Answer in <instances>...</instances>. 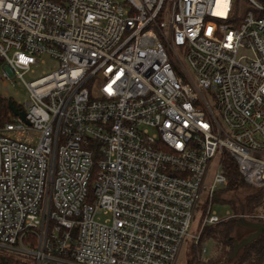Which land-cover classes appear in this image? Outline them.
Returning <instances> with one entry per match:
<instances>
[{
    "label": "built area",
    "instance_id": "obj_1",
    "mask_svg": "<svg viewBox=\"0 0 264 264\" xmlns=\"http://www.w3.org/2000/svg\"><path fill=\"white\" fill-rule=\"evenodd\" d=\"M240 1L0 0V256L177 264L240 217L210 207L223 153L264 189V4Z\"/></svg>",
    "mask_w": 264,
    "mask_h": 264
},
{
    "label": "trees",
    "instance_id": "obj_2",
    "mask_svg": "<svg viewBox=\"0 0 264 264\" xmlns=\"http://www.w3.org/2000/svg\"><path fill=\"white\" fill-rule=\"evenodd\" d=\"M240 3V10L242 12L249 9L245 0H241ZM4 110H6L5 106ZM221 170L227 184L225 187L217 190L214 195L215 199L230 203L234 215L239 213L240 206H242L244 215H257L255 212L258 210H262L264 213V189L248 186L239 174L235 161L226 153L222 154ZM238 192L243 193L240 196ZM222 196H227L228 200L225 201ZM236 220L234 218L215 225L206 226L201 233L199 244L193 246L191 257L187 264H261L264 260V233L250 245L240 250L234 259H228L233 243L244 238L248 233L247 230L237 227ZM256 221L263 222L261 220ZM205 242H211L213 254L207 260H200V247ZM0 264L32 263L0 256Z\"/></svg>",
    "mask_w": 264,
    "mask_h": 264
},
{
    "label": "rangeland",
    "instance_id": "obj_3",
    "mask_svg": "<svg viewBox=\"0 0 264 264\" xmlns=\"http://www.w3.org/2000/svg\"><path fill=\"white\" fill-rule=\"evenodd\" d=\"M46 63L47 64L45 66H39L38 68H34V74L33 75H31V74L25 75L23 77L24 81L30 82V81L36 79L37 77H39L41 75V72H43V71H45L46 73L52 72L53 66L55 67L56 64L54 62H51L49 59H46ZM1 91L7 93L15 103H19V104H21V106H23L24 103L26 102V96H25L26 89L19 82H17L14 85H11L10 83H8L6 87L1 89ZM207 100H208L210 106L212 107L215 115L218 116V112H217L216 108H214L213 100H209V99H207ZM13 119H14V121H16V118H13ZM31 136L33 137V135H31ZM33 138H35V137H33ZM215 170H216V163L214 162L211 166V173H214ZM242 193L243 192H238V194L240 196L242 195ZM222 198L225 201L228 200L227 196H222ZM206 205H207V194L204 193L200 199L198 209H197L196 214L194 216V221H193V224H192V227L190 230V234H196L198 232L199 222L204 217L203 208ZM210 207H211V211H214L217 216H225L226 212H228L229 214H233L232 210H231V204L230 203H228L227 201L226 202L218 201L215 199V197H213V201H212V204ZM255 214L262 215V216L264 215L262 210L256 211ZM98 217L101 221H103L105 219L103 216H98ZM263 223H264V221H263ZM239 234H240V232H239ZM245 234H243V235H245ZM190 244H191L190 240H187L177 264H187L189 258L191 257V250L193 248V246L191 247ZM203 245H205L206 248L208 249L207 254L203 257V260H207L213 254V245L211 244V242H205ZM14 258L19 259V260L24 261V262H30V260L25 256H14Z\"/></svg>",
    "mask_w": 264,
    "mask_h": 264
},
{
    "label": "water",
    "instance_id": "obj_4",
    "mask_svg": "<svg viewBox=\"0 0 264 264\" xmlns=\"http://www.w3.org/2000/svg\"><path fill=\"white\" fill-rule=\"evenodd\" d=\"M258 1L264 4V0ZM8 107L13 111L14 114H17V112L12 108V105L10 103L8 104ZM17 115H19L22 119L24 118L23 113ZM239 213L240 217L236 220L237 227L250 231V233L239 241H235L233 243L231 253L228 256L229 260L234 259L240 250L250 245L254 240L259 238L264 233V225L261 222L250 221L243 217L244 212L242 210V206L239 207ZM261 264H264V260Z\"/></svg>",
    "mask_w": 264,
    "mask_h": 264
},
{
    "label": "flooded vegetation",
    "instance_id": "obj_5",
    "mask_svg": "<svg viewBox=\"0 0 264 264\" xmlns=\"http://www.w3.org/2000/svg\"><path fill=\"white\" fill-rule=\"evenodd\" d=\"M263 225H264V223L263 222H261ZM250 233V231H248V233L246 234V235H248Z\"/></svg>",
    "mask_w": 264,
    "mask_h": 264
}]
</instances>
